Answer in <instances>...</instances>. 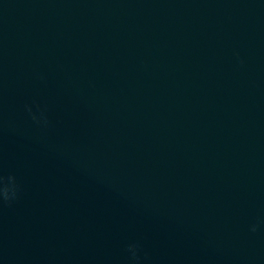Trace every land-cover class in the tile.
<instances>
[{
  "label": "water",
  "instance_id": "water-1",
  "mask_svg": "<svg viewBox=\"0 0 264 264\" xmlns=\"http://www.w3.org/2000/svg\"><path fill=\"white\" fill-rule=\"evenodd\" d=\"M0 264H264V0H0Z\"/></svg>",
  "mask_w": 264,
  "mask_h": 264
}]
</instances>
